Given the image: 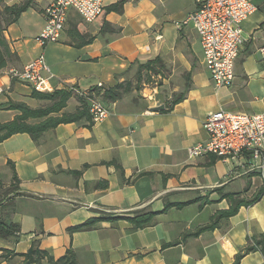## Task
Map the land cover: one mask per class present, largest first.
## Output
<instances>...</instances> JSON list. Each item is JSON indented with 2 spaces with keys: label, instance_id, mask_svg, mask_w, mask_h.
Masks as SVG:
<instances>
[{
  "label": "crops",
  "instance_id": "0c3cea01",
  "mask_svg": "<svg viewBox=\"0 0 264 264\" xmlns=\"http://www.w3.org/2000/svg\"><path fill=\"white\" fill-rule=\"evenodd\" d=\"M22 1L27 0H10L14 5ZM51 2L32 0V7L5 32L14 54L0 70V123L20 114L9 108L11 103L33 109L52 104L34 98L33 90L10 74L42 51L37 37ZM255 2L258 11L243 23L247 41L237 59L236 78L222 89L211 82L192 25L159 22L146 14V4L130 2L122 13L104 11L94 23L74 25L77 12H69L62 38L45 48L51 83L55 90H96L112 113L100 123L90 116L60 124L38 140L18 133L0 142V188L9 190L0 202V220L20 227L17 241L0 238V264H24L21 255L34 243L55 259L72 249L79 264H235L250 241L264 235V197L222 219L214 230L193 235L218 211L230 208L224 195L250 200L264 187V176L246 164L189 155V149L208 140L204 123L210 113H264V0ZM191 50L201 65L193 66ZM157 58L161 62L155 64L188 74L190 88L174 106L170 94L158 97L159 105L149 101L145 94L150 89L143 90L146 99L140 98L139 66ZM187 84L172 92L179 96ZM80 106L81 98L72 94L61 113ZM159 106L165 110H156ZM179 203L190 204L166 210ZM149 213L155 215L145 228L135 229L128 220ZM101 217L121 218L71 231ZM240 264H264V253H246Z\"/></svg>",
  "mask_w": 264,
  "mask_h": 264
},
{
  "label": "built area",
  "instance_id": "2783aa9c",
  "mask_svg": "<svg viewBox=\"0 0 264 264\" xmlns=\"http://www.w3.org/2000/svg\"><path fill=\"white\" fill-rule=\"evenodd\" d=\"M195 9L179 23L192 25L203 52V63L216 89L230 87L236 78V63L246 43L243 23L258 11L256 0H191ZM107 0H52L45 9V24L37 37L42 51L22 70H12V79L33 91L53 93L54 77L47 64L45 48L60 41L71 10L87 23H94L104 13ZM159 36L158 38H161ZM264 54V49L262 50ZM156 84L145 97L154 101L160 75L152 74ZM102 87V84H99ZM87 103L94 123L105 121L111 110L96 90L70 89ZM2 91L0 90V93ZM160 107V106H159ZM204 128L209 138L189 149L190 157L213 155L223 161L246 164L252 172L264 176V113L249 114L218 110L208 115Z\"/></svg>",
  "mask_w": 264,
  "mask_h": 264
},
{
  "label": "trees",
  "instance_id": "16d2710c",
  "mask_svg": "<svg viewBox=\"0 0 264 264\" xmlns=\"http://www.w3.org/2000/svg\"><path fill=\"white\" fill-rule=\"evenodd\" d=\"M126 0H118L116 3H113L105 8L107 12H117L122 13L124 4ZM32 7V0H27L25 3L21 5H13L6 6L5 13L11 14V17L8 21H6L5 25L2 27L0 24V70L4 69L8 66L9 59L13 56L10 45L5 37V32L8 27L14 23H17L21 17V15L29 10ZM93 39H89L79 44L78 46H84L92 42ZM161 62L160 58L155 59L154 61L147 62L143 65L139 66L138 69V82L140 83L142 80L143 71L147 70V73L159 75V73H153L154 66L157 65L155 63ZM161 64V63H160ZM150 69V70H149ZM190 84H187L186 90L184 93L180 94L178 97L173 99V106L181 102L185 96L186 92L189 90ZM73 92L70 90H55L53 93H39L37 91H33L32 96L34 98L50 100L52 104L45 108H37L33 109L25 103H11L9 108L13 110H17L20 114L13 120L7 123H0V142L6 140L12 135L18 133H28L35 140L46 131L50 129H54L58 127L60 124H68L79 122L84 118H90L91 114L89 112L87 103L84 99L81 98V106L73 113H61L64 108L67 107L68 100L72 96ZM169 108L168 110H170ZM160 110H165L161 108ZM30 120H41L38 123H30ZM122 171V170H121ZM79 174L80 172H76ZM122 176L124 178V174L122 172ZM125 180V178H124ZM14 181H18V177L14 175ZM264 197V187H262L258 193L250 200L247 199H237L233 194L224 195V198H227L230 202V208L227 210L218 211L211 218V222L195 232L194 236H199L201 233L205 231L214 230L218 223L222 219H228L235 216L240 208L242 207H250L256 204L261 198ZM190 203H179V204H169L166 207V210L172 207L184 208ZM203 207V205H202ZM155 213H149L145 215H138L134 218H128L130 222L134 224L135 229L145 228L152 223V219ZM121 217H101L99 219L90 220L83 225H79L75 228H72L71 231H84L91 229L97 222L102 220L109 221H118ZM13 236L15 241H17L20 237V227L13 223H6L5 221L0 220V238L7 239ZM261 250L264 253V235H262L259 239H252L250 241L249 246L245 249V253H239L236 257L235 264H240L244 254L253 252L256 250ZM25 258L24 264H44V262H48L49 264H79L77 260V256L74 250L70 249L67 254L60 258L55 259L54 256L51 255L49 251L41 249L36 243L33 244L32 248L27 254L21 255Z\"/></svg>",
  "mask_w": 264,
  "mask_h": 264
},
{
  "label": "rangeland",
  "instance_id": "374dc122",
  "mask_svg": "<svg viewBox=\"0 0 264 264\" xmlns=\"http://www.w3.org/2000/svg\"><path fill=\"white\" fill-rule=\"evenodd\" d=\"M115 0H107L108 3L114 2ZM126 2H130L134 5L138 4H146L147 15H152L155 17L159 22H163L168 25H177V23L183 22L186 15L189 13L190 9L194 6L193 2L191 0H126ZM24 2H20V4L15 5H21ZM14 5V2H10V0H0V24L2 27L5 25L6 21H8L11 17L10 12L5 13V7L6 6H12ZM105 13V12H104ZM73 24H84L82 17L76 13V16L72 18ZM99 20V19H98ZM200 55V53H199ZM201 56V55H200ZM190 61L195 67L198 66V64L201 65V59L197 55L194 50H191V54L189 53ZM181 66V65H179ZM174 67V66H173ZM178 67V66H177ZM150 70V69H149ZM181 68L178 69L177 74L174 73V70L170 69V67H167L166 65H155L153 73H161L162 78L158 80L157 84L159 87V93L157 94V97L153 101L155 104H160V98L161 99L165 97H169V94L172 98L171 100L178 97L176 95V92H172L173 89L180 87L181 89L184 87V85L187 84L188 81V74L180 73ZM183 72V70H182ZM175 74V75H174ZM156 82L153 79L152 74L147 73L146 71H143L142 80L140 83L137 84L138 91L140 92V98L146 99L142 95L143 90L146 89V87H152L155 85ZM162 107V106H160ZM9 193L8 189L0 188V202L7 197Z\"/></svg>",
  "mask_w": 264,
  "mask_h": 264
},
{
  "label": "water",
  "instance_id": "95a60500",
  "mask_svg": "<svg viewBox=\"0 0 264 264\" xmlns=\"http://www.w3.org/2000/svg\"><path fill=\"white\" fill-rule=\"evenodd\" d=\"M161 108H163V106H162V107H157L156 110H160ZM154 110H155V109H154Z\"/></svg>",
  "mask_w": 264,
  "mask_h": 264
}]
</instances>
